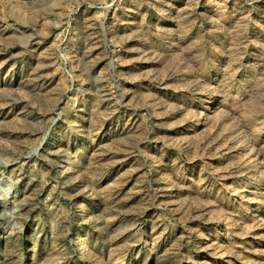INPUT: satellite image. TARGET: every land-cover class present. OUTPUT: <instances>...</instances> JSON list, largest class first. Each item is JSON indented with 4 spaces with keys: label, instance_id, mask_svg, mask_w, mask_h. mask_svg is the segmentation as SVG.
Instances as JSON below:
<instances>
[{
    "label": "rangeland",
    "instance_id": "374dc122",
    "mask_svg": "<svg viewBox=\"0 0 264 264\" xmlns=\"http://www.w3.org/2000/svg\"><path fill=\"white\" fill-rule=\"evenodd\" d=\"M0 264H264V0H0Z\"/></svg>",
    "mask_w": 264,
    "mask_h": 264
}]
</instances>
